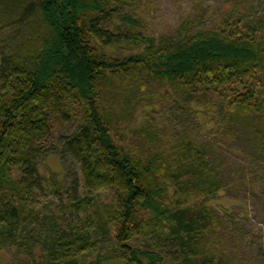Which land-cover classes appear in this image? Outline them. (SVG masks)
Listing matches in <instances>:
<instances>
[{
	"label": "trees",
	"instance_id": "16d2710c",
	"mask_svg": "<svg viewBox=\"0 0 264 264\" xmlns=\"http://www.w3.org/2000/svg\"><path fill=\"white\" fill-rule=\"evenodd\" d=\"M141 2L0 0V246L35 245L26 237L40 191L82 220L41 229L32 264L239 262L229 211L214 201L236 178L216 149L240 144L264 163V12L236 7L217 28L185 19L156 37L143 31ZM144 102L150 117L139 119ZM73 108L78 124L58 153L79 165L82 194L77 176L68 189L44 174L55 125ZM208 123L213 139L196 137ZM105 191L113 200L102 210ZM113 232V254L85 262ZM143 236L157 245L131 243Z\"/></svg>",
	"mask_w": 264,
	"mask_h": 264
},
{
	"label": "rangeland",
	"instance_id": "374dc122",
	"mask_svg": "<svg viewBox=\"0 0 264 264\" xmlns=\"http://www.w3.org/2000/svg\"><path fill=\"white\" fill-rule=\"evenodd\" d=\"M236 7H238V11L245 10L250 17H256L264 12V0H142L137 9L144 17L146 26L143 31L148 35L158 37L162 34L178 32L185 19H192V24L189 27L192 26L193 29L217 28ZM124 53H129V50L125 49ZM160 103H162L161 110L168 111L171 106V102L165 100ZM143 104L142 110H149L150 104L146 102ZM74 113L73 108L67 122L62 124L57 122L55 125V131L49 140L44 174L58 179L68 189L72 185L73 177L77 176L80 180L82 194L85 192V187L79 165L70 154L66 153L60 157L58 153L62 136L72 133L77 127L78 120ZM162 114L159 111L156 113V117L159 118ZM146 117H150V114L145 111L138 118ZM132 124L134 123L131 120L128 123L129 129L126 130L128 136L132 134ZM212 126L211 123H208L203 127H196L194 135L213 139V136L216 135V127L212 128ZM166 130L169 132V127ZM215 142L216 145L217 141L215 140ZM227 144V142L223 143L216 150L221 151L225 160H230L225 163L232 166L231 170L236 182L227 187L222 194L215 196L214 201L228 209L230 219L228 226L238 242L242 244L243 249L240 250L238 264H264V182L262 181L264 163H254L247 150L240 144ZM251 181L256 186H251ZM112 200L113 194L108 191L103 192L97 198L102 210ZM60 203V197L53 196L49 192L45 194L40 191L36 194L33 204L37 216L34 226L37 230L29 233L30 239L26 237L27 241L35 243V245L30 246L31 248L25 245L20 249L17 245L3 244L0 246V264H32V250L35 252V258L38 259L44 247V238L38 233L41 232V229L49 232L45 228L49 224L55 223L59 229H69L72 224L82 225V220L77 216H71L69 210L61 211L60 208L64 204L60 207ZM113 236H115L114 232L109 236L100 235L101 239L95 245L97 248L93 254H81L85 262L91 261L98 250L113 254L112 249L115 246ZM131 243L141 248L157 245L154 240L145 236L135 239ZM112 263L128 264L119 260H112L110 264ZM103 264H107V262Z\"/></svg>",
	"mask_w": 264,
	"mask_h": 264
}]
</instances>
